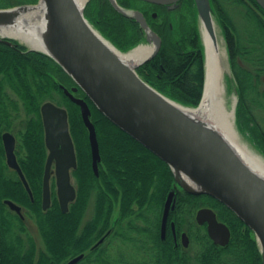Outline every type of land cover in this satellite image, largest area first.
Returning a JSON list of instances; mask_svg holds the SVG:
<instances>
[{"label":"trees","instance_id":"obj_1","mask_svg":"<svg viewBox=\"0 0 264 264\" xmlns=\"http://www.w3.org/2000/svg\"><path fill=\"white\" fill-rule=\"evenodd\" d=\"M36 1L18 0L16 3L33 4ZM189 1L192 25L182 22L174 32L168 28L158 31L162 40L161 47L151 60L141 66L145 73L140 76L171 100L184 106L196 107L200 101L204 78L203 49L194 5L192 0ZM210 1L225 39L228 61L238 92L237 123L240 128L250 131V139L264 157V130L254 111L264 106L261 103L264 100V11L254 0ZM223 2L241 11L242 18L247 19L252 26L253 36L242 38ZM90 3L91 10L94 4ZM12 5L9 1L0 0V8ZM93 13L100 21L93 23L94 28L121 52L144 42V33L134 23L131 24L130 19L114 12L108 4H98ZM12 42L14 47L0 42V99L6 84L22 102L24 111L33 114L25 122L26 128H30L26 147L28 156L21 165L33 201L17 178L7 179L2 175L5 166L1 162L0 264H64L67 259L81 253H85L81 264L93 263L94 260L99 264H110V257L104 255L107 250L104 245L92 251L89 248L111 226L114 228L110 239L132 249L130 255L146 252L145 264H189L186 257L188 253L174 252L168 245L159 243L153 231V225L157 228L169 189L174 185L168 166L113 125L85 98L91 110L101 163L105 168H100L98 177H95L90 168L89 145L79 108L58 87L60 83H74L47 56L27 51L24 46ZM79 94L85 97L80 90ZM45 100L67 109L69 129L75 146L77 169L73 172V178L76 181V198L66 213H62L58 207L54 185L51 206L46 211L41 210V180L46 150L39 106ZM14 109L17 111L18 107L14 105ZM2 111L0 116L3 123H7L6 111ZM93 192H97L95 217L85 219ZM109 196L113 198L114 204L110 202ZM5 199L26 209L27 216L36 226L41 245L28 232L26 224L4 205ZM110 204L112 207L119 205V218L113 225L107 215ZM149 209L153 210L154 218L146 216ZM181 211L182 208H179L175 213L178 225ZM220 219L231 230L228 246L219 249L205 235L192 233L196 235L194 239L198 245L195 252L197 263L223 264L220 254L224 253V264H262L251 231L228 209H222ZM134 222L139 224L135 225ZM128 261L116 256L112 258L111 264L138 263L134 259Z\"/></svg>","mask_w":264,"mask_h":264},{"label":"water","instance_id":"obj_2","mask_svg":"<svg viewBox=\"0 0 264 264\" xmlns=\"http://www.w3.org/2000/svg\"><path fill=\"white\" fill-rule=\"evenodd\" d=\"M41 1L38 0L32 5L0 9V42L14 46L12 41H15L28 51L47 56L74 82L75 86L70 90L63 86L60 88L69 100L79 107L80 117L87 131L91 168L94 175L97 176L100 161L99 146L87 102L73 95L78 89L84 93L100 114L163 161L170 169L174 185L169 189L163 204L162 234L168 214L175 208L176 197L180 190L193 195L204 194L222 203L253 232L262 264H264V181L238 157L232 144L235 141L234 138L226 140L218 136L216 132L207 129L188 116L185 111L200 107L207 84H209L204 32L208 33L212 37L213 44L220 48L216 33V27L219 28V26L211 1L193 0L203 49L204 67L202 93L196 107L184 106L171 100L137 75L136 68L151 60L161 45L160 37L149 28L140 12L123 9L114 0H110L121 15L134 19L144 31V42L122 53L84 17V7L89 0H85L82 6L77 5L75 0H43L46 10L39 37L44 48L40 49L32 45L33 38L26 33L30 31L28 26L24 25L21 19L17 22L13 13L17 14L18 10L37 7ZM144 1L165 3L163 0ZM254 1L264 11V0ZM10 28H15L16 35L1 33L4 29L9 30ZM221 37L224 41L222 33ZM141 46L150 47L151 50L146 57L141 58L133 66L120 60L112 51L114 49L119 54L127 55ZM224 53L221 54L223 72L219 75V81L224 89V107L230 112V120L237 134L238 92L230 69L226 45ZM224 57H226L230 72L222 64ZM225 78L231 83L232 91L235 93L229 109L227 108L229 102L225 101ZM40 114L46 149L41 186V208L45 211L50 206V180L53 175L60 211L66 213L69 204L76 197L71 172L77 166L67 111L64 107L48 101L41 105ZM235 137L239 142L238 134ZM3 139L7 166L16 171L30 200H33L30 187L16 161L12 139L7 140L6 134ZM239 144L242 143L239 142ZM257 155L264 160L260 153ZM4 203L20 215L18 205L10 200H5ZM196 220L198 223L206 222L208 237L214 244L225 246L228 243L230 232L223 223L217 221L212 211L199 210ZM171 224L173 227V223ZM182 244L187 245L185 234H182ZM83 256L84 254H79L65 264H77Z\"/></svg>","mask_w":264,"mask_h":264},{"label":"flooded vegetation","instance_id":"obj_3","mask_svg":"<svg viewBox=\"0 0 264 264\" xmlns=\"http://www.w3.org/2000/svg\"><path fill=\"white\" fill-rule=\"evenodd\" d=\"M6 1L7 2L9 1V2L13 3L12 6L32 5V3L17 4L16 2L18 0H6ZM37 1L35 3H37ZM90 2L94 4V7L95 6L98 7V4L99 5H102V4H105V3L108 4V6H110V8L114 12H116L117 14H119L120 16H122L124 18L130 19L131 20L130 21L131 24L134 23V25L137 26L138 30L141 33H144V31L140 28L139 24L134 19L121 15L113 7V5H112L110 0H90L89 3ZM114 2L119 7L123 8V9L140 12L143 15L144 19L146 20V23L149 26V28L153 32H155L158 36H159V34H158L159 32L158 31L162 32V31H165L167 28L169 29L170 32L176 31L177 28L180 26V24H182V22L185 23V16H186L185 13L186 12L190 13L191 10H192L191 9V5L189 4L190 3L189 0H177V1H174V0H163V2H165L163 4L162 3L158 4V3L147 2V1H144V0H114ZM35 3H33V4H35ZM94 7L91 9L93 11H91L90 10V5L88 4L86 6V9L84 10L85 18L92 25H93V23H100L99 19L94 17L95 15H94L93 12H94V10L96 8V7L95 8ZM160 40H161V37H160ZM161 43H162V40H161ZM14 46H11V47H14ZM160 47H161V45H160ZM31 52H34V51H31ZM142 65H140L139 67L136 68V73H137V75L139 77H141L140 75H143L145 73V70L143 69V67H141ZM60 86H63L66 89L70 90L72 87L75 86V84L74 85H66V84H61L60 83L58 85V87L60 88ZM2 90H3V95H2V97L0 99V114L3 113V111H2V109H3V110L6 111L5 115H7L6 116L7 123H3L4 121L2 120V118L0 116V163L2 162V164L5 166V171L3 172L2 175L5 178H7V179L17 178L19 180V177H18L16 171L7 166L5 150H4V139L3 138H4V135L6 134V139L7 140L12 139V142L14 144L13 152H14L16 161H17L21 171L23 172L21 165H22V161L25 160L26 157L28 156L27 151H26V147L28 145L27 144V142H28V139H27L28 138V133L30 132V130H29L30 128H26L25 122L28 121L31 117H33V114H27L24 111V109L22 107V102L18 99V97L16 96L14 91L8 85L4 84ZM60 90H61V88H60ZM73 95L75 97H77V98L84 99L87 102V104H88V101H87L88 99L87 100L85 99L86 96L85 97L80 96L79 89L76 92H74ZM64 96L69 100V98L65 94H64ZM48 101L49 100L43 101L40 104V106H39L40 121H41L40 107H41V105L44 102H48ZM53 103L56 104L55 102H53ZM14 105H16L18 107L17 111H15ZM56 105H58V104H56ZM58 106H60V105H58ZM88 106H89V104H88ZM60 107H64V106H60ZM89 109H90V107H89ZM66 111H67V109H66ZM90 112H91V110H90ZM41 129H42V139H44V131H43V128H41ZM86 135H87V132H86ZM43 144H44V140H43ZM44 148H45V145H44ZM74 148H75V146H74ZM89 155H90V149H89ZM45 159H46V155H45ZM45 159H44V162H43V169H44ZM100 168L102 170H105V168L102 165V163H99L98 169H97V176L95 175V177H98V172H99ZM96 193L97 192H93L92 196H91V199H90V205L92 207V210H91L92 212H91V215L89 216V218L91 216L95 217V213H96L95 212V203L97 201L96 200L97 199ZM109 200H110V202L112 204L115 203L111 196H109ZM179 200L181 202H179ZM112 204H110L108 206V207H110V209L108 208L107 215L109 216L110 221L113 222L112 223V225H113V224H115V221L119 218L118 217V215H119V205L116 204V205H113V207H112ZM4 205L7 208H9L8 205H6L5 203H4ZM221 207H223L225 209H228L222 203H220L219 201H217L216 199H214V198H212L210 196H207V195H204V194L193 195V194H189V193H187L185 191H179L178 194H177V197H176L175 208H174L173 211H170L169 214H168V217H167V220H166V224H165V227H164V230H163V234L161 233V214H162V211H161L160 216H159L157 228H154V225H153V231H154V233L157 234L159 243L168 245L172 249V251H174V252L180 251V252L188 253L189 255L186 256V257H188V259H189L188 260L189 264H198L197 261L195 260V255L196 254L195 253L192 254V253L189 252L190 247H191L192 244H195L197 246V248H198L197 242H195L196 235H193L192 233H197V234H200V235H203V236L205 235L207 237V239L210 241V243L213 244L214 246H216L219 249H225L228 246L229 242H230L231 230L228 227V225L220 219V215H221V212H222V209H223V208L221 209ZM179 208H182L183 211H181L182 212L181 215H180L181 219H180V222H179V225H178V223L176 221L175 213L178 211ZM162 209H163V206H162ZM202 209H208V210L212 211L215 214V217H216L217 221L223 223L228 228V230L230 232V239H229L228 243L225 246H220V245L214 244L212 242V240L208 237L206 222L204 221L202 223H198V221L196 220L197 212L199 210H202ZM11 212H13V211L11 210ZM13 214L18 216V218L22 222H24L25 224H26V222L28 220L29 221L31 220V218L29 216H27L26 209H24L22 207L20 208V215L17 214L16 212H13ZM145 214H146L147 217L154 218V213H153V210H151V209H149V211H146ZM135 216L136 215H134L133 217H135ZM171 223H173V225H174L173 227H172ZM137 224H139V222L135 223V225H137ZM121 226H122V224H121ZM113 228L114 227L111 226L104 233H102V235L99 236L96 239V241L94 242V244L98 243L94 247V249L102 248L103 245L107 248V250H106L104 255H105V257L107 255L110 257V259H109L110 264L112 263V258L113 257L111 256V252H110L112 250V245L110 246L109 242L111 241L112 243H114V240L110 239L111 236L113 235ZM187 229H189V231L191 233L188 232ZM251 233H252V231H251ZM182 234H185L186 237H187V245L186 246H184L182 244ZM252 235H253V238H254V241H255V236H254L253 233H252ZM84 256H83V258H84ZM220 256H221V258L223 260L226 255L224 253H221ZM146 257H147L146 252L140 251V252H138L136 254L131 255V260L134 259V260H136V262H138L137 264H142L144 262L146 263ZM71 258H69V259H71ZM69 259H67L64 262V264ZM81 260L78 262V264H81L80 263ZM222 260H221V263L224 264V261H222ZM126 261L129 262L128 260H126ZM261 263H262V261H261ZM86 264H99V263H97V261L94 260L93 263H86Z\"/></svg>","mask_w":264,"mask_h":264},{"label":"bare ground","instance_id":"obj_4","mask_svg":"<svg viewBox=\"0 0 264 264\" xmlns=\"http://www.w3.org/2000/svg\"><path fill=\"white\" fill-rule=\"evenodd\" d=\"M75 2L77 5L82 6L85 0H75ZM45 10H46L45 4L44 1L42 0L41 4L37 7L28 8L25 10H18L16 11L17 14L13 13V15L16 17L17 22L19 21V19H21L23 21L22 23L28 26L27 28L30 29V31L28 30L26 33L30 34L31 38H33L32 45L35 48H40V49L44 48V45L39 36L41 33L40 29L42 27ZM14 32H16L15 28H10L9 30L4 29L1 33L16 35V33ZM204 34H205L206 51H207L209 84H207L205 96L203 98L200 107L194 110H185V111L188 114V116H190L198 123L205 126L207 129L216 132L218 136H221L226 140L229 138L232 140L234 138V140L236 141L237 139L235 136H237V134L235 132V129L233 128L232 121L230 120L231 117L230 112H228L224 107V96H223L224 89L222 83L219 81V75L222 74L223 72V67L221 65V54H224V52L223 51L221 52L220 48L216 47V45L213 44L212 37L208 33L204 32ZM150 50H151L150 47L141 46L140 48H138L137 50H135L130 54L122 55L119 54L114 49H112V51L116 54V56L123 62L127 63L129 66L135 65L141 58L146 57L147 54L150 52ZM41 125H42V121H41ZM235 141H233L234 143L232 144L234 146V151L236 152L238 157L241 158L244 164H246V166L252 172L258 175L260 179L264 181V160L257 154H254L252 151H250L247 148V146H243L242 144H239V142L237 141L235 142ZM99 163H101V155H100ZM90 168H91V156H90ZM5 200H9V199H5ZM5 200H3V202ZM51 203H52V199L50 201V206ZM97 244L98 243L95 244L93 243L90 246L89 250L90 251L94 250V247ZM81 254H85V253H81Z\"/></svg>","mask_w":264,"mask_h":264},{"label":"rangeland","instance_id":"obj_5","mask_svg":"<svg viewBox=\"0 0 264 264\" xmlns=\"http://www.w3.org/2000/svg\"><path fill=\"white\" fill-rule=\"evenodd\" d=\"M90 1V0H89ZM89 2H87V4L84 7V10L86 9V6L88 5ZM223 5L225 6V8L227 9L228 13L230 14L232 21L234 22V24L236 25V27L238 28L242 38H248L254 35V32L252 30V26L250 25V22L247 19H243L242 15H241V11L239 12L238 9L234 8L233 6L223 2ZM185 24H187L188 26L192 25V17L191 16V12L189 13H185ZM216 33L218 36V40L220 43V49L221 51L225 52V45H224V41L221 37V31L218 27H216ZM225 54V53H224ZM226 57H224V59H222V64L224 65V68L229 71L228 68V64H227V60L225 59ZM226 77V76H225ZM225 88H226V92H225V101L229 102V106L227 107L228 109L231 107V104L233 103V99L235 97V93L234 91H232V85L231 83L225 78ZM227 93V94H226ZM56 99H58L57 95H54ZM262 104H264V100L261 102ZM255 114L258 116V121L259 124L262 125V129L264 130V106L261 110L259 109H254ZM261 122V123H260ZM238 127V126H237ZM236 127V128H237ZM18 129V128H17ZM237 134H238V139L239 142L246 145L252 152H254L255 154H259V152H257L255 145L253 144V141L250 139L249 135L251 134L250 131H247L246 129H241V128H237ZM256 149V150H255ZM72 184L74 185V187L76 188V181L74 178H72ZM92 207L91 205L87 208L86 214H85V219H88L89 216L91 215V211ZM26 228L28 230V232L34 236L35 240L37 241V243L39 245H41L40 242V237L39 234L37 232L36 226L34 224V222L32 220H28L26 222ZM197 246L195 244H192L190 247L189 252L190 253H195L197 251ZM111 252V256L112 257H116V256H120L122 257L125 261L126 260H130L131 259V252L132 249L127 248L126 245L114 242L112 243V250ZM144 258V257H143ZM147 258V257H146ZM144 262V261H143ZM142 264H145L142 263Z\"/></svg>","mask_w":264,"mask_h":264}]
</instances>
